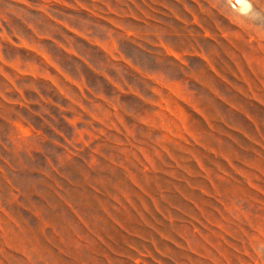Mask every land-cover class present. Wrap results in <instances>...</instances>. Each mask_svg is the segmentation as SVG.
I'll return each mask as SVG.
<instances>
[{"label": "rangeland", "instance_id": "1", "mask_svg": "<svg viewBox=\"0 0 264 264\" xmlns=\"http://www.w3.org/2000/svg\"><path fill=\"white\" fill-rule=\"evenodd\" d=\"M243 5L0 0V264H264Z\"/></svg>", "mask_w": 264, "mask_h": 264}, {"label": "bare ground", "instance_id": "2", "mask_svg": "<svg viewBox=\"0 0 264 264\" xmlns=\"http://www.w3.org/2000/svg\"><path fill=\"white\" fill-rule=\"evenodd\" d=\"M234 5H236L238 8H241L243 5V0H234Z\"/></svg>", "mask_w": 264, "mask_h": 264}]
</instances>
